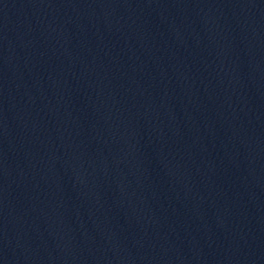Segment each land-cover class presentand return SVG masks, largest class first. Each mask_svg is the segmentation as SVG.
I'll return each mask as SVG.
<instances>
[{
    "label": "water",
    "instance_id": "1",
    "mask_svg": "<svg viewBox=\"0 0 264 264\" xmlns=\"http://www.w3.org/2000/svg\"><path fill=\"white\" fill-rule=\"evenodd\" d=\"M160 264H264V0H72Z\"/></svg>",
    "mask_w": 264,
    "mask_h": 264
}]
</instances>
